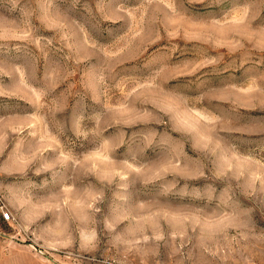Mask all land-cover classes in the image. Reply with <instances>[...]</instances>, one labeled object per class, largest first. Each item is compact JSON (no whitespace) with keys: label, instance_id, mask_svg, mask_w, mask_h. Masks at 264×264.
<instances>
[{"label":"rangeland","instance_id":"374dc122","mask_svg":"<svg viewBox=\"0 0 264 264\" xmlns=\"http://www.w3.org/2000/svg\"><path fill=\"white\" fill-rule=\"evenodd\" d=\"M0 264H264V0H0Z\"/></svg>","mask_w":264,"mask_h":264},{"label":"built area","instance_id":"2783aa9c","mask_svg":"<svg viewBox=\"0 0 264 264\" xmlns=\"http://www.w3.org/2000/svg\"><path fill=\"white\" fill-rule=\"evenodd\" d=\"M0 210H1V212H2V214H3V216H4V218H5L6 220H9V219H10V214L7 213V212L4 210V208H3L2 206L0 207Z\"/></svg>","mask_w":264,"mask_h":264}]
</instances>
